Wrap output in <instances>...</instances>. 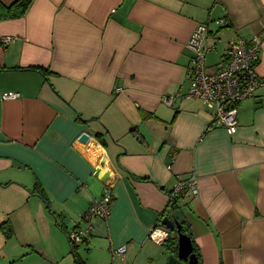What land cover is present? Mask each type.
Instances as JSON below:
<instances>
[{
    "label": "crops",
    "instance_id": "crops-1",
    "mask_svg": "<svg viewBox=\"0 0 264 264\" xmlns=\"http://www.w3.org/2000/svg\"><path fill=\"white\" fill-rule=\"evenodd\" d=\"M16 1L0 0L2 14ZM204 22L220 63L258 36L264 77V0H33L0 19V226L14 230L0 229V259L57 264L62 228L86 229L82 215L110 194V217L76 245L127 246L125 260L173 216L166 191L194 174L198 197L178 198L201 264H264V88L239 104L232 135L187 97V44ZM9 92L20 97L2 101Z\"/></svg>",
    "mask_w": 264,
    "mask_h": 264
},
{
    "label": "built area",
    "instance_id": "built-area-1",
    "mask_svg": "<svg viewBox=\"0 0 264 264\" xmlns=\"http://www.w3.org/2000/svg\"><path fill=\"white\" fill-rule=\"evenodd\" d=\"M218 24L225 23L221 19ZM210 22L199 24L194 30L187 48L192 54V67L190 69V87L187 97L203 100L207 107L214 111V123L223 127L229 134H235L238 129V106L245 100L253 98L258 90L264 88V77L258 74L257 66L260 60L261 41L258 36L251 39L239 38L231 42L220 67L210 70L206 65L207 55L215 50L210 43ZM15 38L11 36L1 39L3 44H9ZM18 93L9 92L1 96L2 101L19 98ZM182 96L170 95L164 99L167 106H172L175 100ZM185 192L194 197L199 195L197 177L192 174L190 178L180 181L169 196L170 201ZM113 198L105 194L100 200H94L82 219L87 228L69 233V240L73 243L86 239L92 231L91 220L95 217L108 220L111 215ZM170 236L169 230L161 223L149 230L148 238L156 244H165ZM113 255L125 256L127 246L112 248Z\"/></svg>",
    "mask_w": 264,
    "mask_h": 264
},
{
    "label": "rangeland",
    "instance_id": "rangeland-1",
    "mask_svg": "<svg viewBox=\"0 0 264 264\" xmlns=\"http://www.w3.org/2000/svg\"><path fill=\"white\" fill-rule=\"evenodd\" d=\"M219 59V56L216 55L214 51L207 55L206 62L208 66H212L217 64ZM100 220L102 223H106L104 219ZM93 239L94 238H89L88 244L79 243L77 245V254L82 258L85 264H167L170 256V253L165 248L163 249L160 245L157 246V244L155 245V243L148 239L151 244L145 246L142 251L126 257L124 260V256L113 255V252L110 250V244L108 247L105 245L104 241L91 244L90 242ZM16 242L17 244L19 243L18 241ZM63 243V247L59 243V247L56 251L58 254L57 258L53 257L55 256L54 254H51L53 255L52 259H54V261H58L57 264H77L75 257L72 255L69 240L66 236ZM23 260L24 259L14 262L13 264H54V262L47 261L39 255L37 257H31L27 260ZM0 264L11 263H7L6 260L4 261L0 259Z\"/></svg>",
    "mask_w": 264,
    "mask_h": 264
},
{
    "label": "trees",
    "instance_id": "trees-1",
    "mask_svg": "<svg viewBox=\"0 0 264 264\" xmlns=\"http://www.w3.org/2000/svg\"><path fill=\"white\" fill-rule=\"evenodd\" d=\"M32 1L33 0H17L16 3L14 4V6H16V12H14L11 16L8 15L9 11L3 15L2 14V7L0 6V19L3 16H7V17H11V18L17 17V16H22L27 11V9L29 8ZM260 51H261V49H260ZM166 194L168 196H170L173 194V191H169V192L166 191ZM41 197L43 200H45V202H47L46 198H44L42 195H41ZM47 204H48V202H47ZM47 207H48V210L50 211L49 205ZM167 209L173 215L171 218L177 219V221L181 224L182 233L187 234L190 237L192 244H193V253L196 254V257L198 259V263L201 264V258H200V254L198 251V247L194 242V239H193V236L191 233V226H190L189 221L187 220L186 214L184 213V209L179 206V198L174 197L169 202ZM87 212H85V213H87ZM50 213H51V211H50ZM163 216L170 218L168 213H165ZM59 227L61 228V225ZM0 229H1L3 236L7 240L14 236V230H13V227L9 221L2 223L0 226ZM62 231L66 234V236L68 238L69 233L66 231V229L62 228ZM174 232H175V235H172V234H174ZM68 240H69V238H68ZM69 243L71 246L72 255L75 257L77 264H84L82 259L77 254V245L75 243L71 242L70 240H69ZM164 246H165L166 250L169 252H175L176 253L178 251V247H177L178 246V234L176 231H170V236H169L168 240L165 242Z\"/></svg>",
    "mask_w": 264,
    "mask_h": 264
},
{
    "label": "water",
    "instance_id": "water-1",
    "mask_svg": "<svg viewBox=\"0 0 264 264\" xmlns=\"http://www.w3.org/2000/svg\"><path fill=\"white\" fill-rule=\"evenodd\" d=\"M89 140L90 136L87 133H83L80 137L82 143H87ZM104 163L102 162V165ZM161 224L178 234V251L170 253L167 264H199L196 254L193 253L192 241L187 234L182 233V226L177 219L166 217L161 221Z\"/></svg>",
    "mask_w": 264,
    "mask_h": 264
},
{
    "label": "bare ground",
    "instance_id": "bare-ground-1",
    "mask_svg": "<svg viewBox=\"0 0 264 264\" xmlns=\"http://www.w3.org/2000/svg\"><path fill=\"white\" fill-rule=\"evenodd\" d=\"M160 245H162V244H160Z\"/></svg>",
    "mask_w": 264,
    "mask_h": 264
},
{
    "label": "flooded vegetation",
    "instance_id": "flooded-vegetation-1",
    "mask_svg": "<svg viewBox=\"0 0 264 264\" xmlns=\"http://www.w3.org/2000/svg\"><path fill=\"white\" fill-rule=\"evenodd\" d=\"M169 230V229H168Z\"/></svg>",
    "mask_w": 264,
    "mask_h": 264
}]
</instances>
